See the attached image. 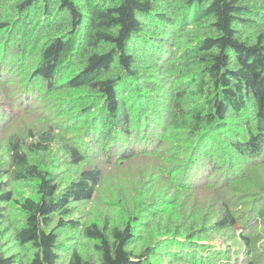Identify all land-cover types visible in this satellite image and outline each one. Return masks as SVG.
I'll return each mask as SVG.
<instances>
[{
    "label": "trees",
    "instance_id": "16d2710c",
    "mask_svg": "<svg viewBox=\"0 0 264 264\" xmlns=\"http://www.w3.org/2000/svg\"><path fill=\"white\" fill-rule=\"evenodd\" d=\"M15 77L1 95L50 113L0 156V264L24 258L6 235L26 264H264V193L243 187L264 156V0H0V87Z\"/></svg>",
    "mask_w": 264,
    "mask_h": 264
},
{
    "label": "rangeland",
    "instance_id": "374dc122",
    "mask_svg": "<svg viewBox=\"0 0 264 264\" xmlns=\"http://www.w3.org/2000/svg\"><path fill=\"white\" fill-rule=\"evenodd\" d=\"M17 61H12L11 65H16ZM11 68V67H10ZM13 71L17 72L19 71V67L15 66ZM5 80V76L3 78ZM14 83L10 84L11 88L9 91L6 89V84L0 87V101H4L9 108H11L10 114L3 111L2 115V128H0V156L3 155L4 158L7 157L6 155V142L10 135L12 134H19L20 136L25 137L28 135L29 129L36 131L41 126L45 127L47 124V120L49 119V107L46 106L41 99H37L35 95H33L32 99L26 104L21 105L16 101L13 96L12 98H7L1 95V93L5 95H11L14 92H18L19 89H14L13 87L16 85H20V80L15 77L13 80ZM20 83V84H19ZM23 91V89H20ZM36 95L41 94L39 91L35 92ZM4 103V104H5ZM2 105V104H0ZM139 159H119L118 162L114 161L116 163L122 164L121 166L115 167V168H104L103 169V178L101 179L100 186L98 187L97 191L91 198V200L82 202L79 204V209L77 211V215H84L87 213L92 214H98L101 209H105V205H111L112 201V192L115 186L114 181V173L118 171L125 172L127 175H134L136 171L139 169V167L144 166L142 165L143 162L138 161ZM115 163V164H116ZM104 164V163H103ZM105 165V164H104ZM113 166V165H111ZM244 182L243 187L248 188L252 191H256L258 193H264V188L260 189L257 188V183L261 180L262 183L264 181V156L260 157L257 163L255 164H244ZM72 170L67 167L66 171L63 172V175H68L70 171ZM215 177V173H213L210 176V180H213ZM18 188L15 191H19V193L27 192V184L25 183H19L16 185ZM204 194V193H202ZM17 197V195H15ZM103 205V206H102ZM13 207L10 206L8 211V216L12 217L14 215L18 216L16 209H12ZM259 233L258 234V242L257 245H259L261 248H259L260 251H263L264 254V219L260 220L259 224ZM255 226V229L258 227ZM71 232H68L66 234L67 237H70ZM215 239H219V236H216ZM72 241V240H69ZM87 241H82V244H86ZM3 248H5L9 253L16 251L18 255L24 256L20 264H26V254L28 255L27 251L21 250L17 251V249L14 247V242L12 240V237L6 235L3 239ZM70 248V247H69ZM69 248L62 249L60 252V257L58 259V264H66L68 257H69ZM233 255H235V252H233ZM234 257V256H233ZM157 260H160L158 258ZM263 263H264V256H263Z\"/></svg>",
    "mask_w": 264,
    "mask_h": 264
}]
</instances>
